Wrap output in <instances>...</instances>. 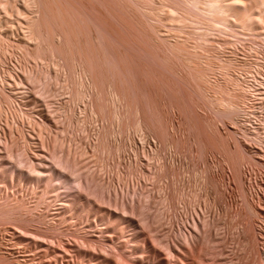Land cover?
I'll return each mask as SVG.
<instances>
[{
  "label": "rangeland",
  "instance_id": "374dc122",
  "mask_svg": "<svg viewBox=\"0 0 264 264\" xmlns=\"http://www.w3.org/2000/svg\"><path fill=\"white\" fill-rule=\"evenodd\" d=\"M187 1L0 0V207L27 217L0 211V264H264V22L236 6L212 31ZM231 82L233 119L215 103ZM26 142L88 189L34 188ZM51 149L83 170L59 172Z\"/></svg>",
  "mask_w": 264,
  "mask_h": 264
},
{
  "label": "bare ground",
  "instance_id": "6f19581e",
  "mask_svg": "<svg viewBox=\"0 0 264 264\" xmlns=\"http://www.w3.org/2000/svg\"><path fill=\"white\" fill-rule=\"evenodd\" d=\"M56 1V0H55ZM248 0H191V2L193 3V4H191V5H193L195 8H197V9H199V10H201V12L202 13H204L206 16H208V18L210 19L211 18V20H212V23H211V25L209 26V30H212V31H214V30H218V31H222L223 32V30H225L226 28L228 29V27H232L231 26V22H230V19L231 18H229V16H231V15H229V14H231L232 13V16L233 15H235V8H236V6H243V11L245 10V14L247 13V18L250 20V22L249 21H247V23L244 25V26H246V27H248V28H253L255 25V23L258 21V22H261V23H263L264 22V0H257V2L256 1H254V0H252L253 2H255L254 4H257V5H255V7L254 8H256V6H257V8H258V11H259V13L258 14H256V12H250V10L252 9V7L254 6H251V5H247V2ZM249 1H251V0H249ZM187 2H190L189 0L187 1ZM190 2V3H191ZM42 3V2H41ZM251 3V2H250ZM42 5V4H41ZM250 6H251V9H250ZM198 10V11H199ZM254 11H257V9L256 10H254ZM55 12H56V10H54V13H53V16L55 17V18H57V19H59L60 18V15H59V17L57 16L56 17V15L57 14H59V12L57 13V14H55ZM244 13V12H243ZM38 16V15H37ZM42 17V16H41ZM41 17H39V19H38V21L40 22L39 24H41L42 25V23H43V25H44V22H42L43 20H41ZM53 17V18H54ZM207 18V19H208ZM43 19V18H42ZM56 19V20H57ZM208 19V20H209ZM232 19H233V17H232ZM55 22V21H54ZM58 22V21H57ZM249 22V23H248ZM36 23V22H35ZM56 23V22H55ZM260 23V24H261ZM37 24V23H36ZM71 25H72V23H70ZM235 25V24H234ZM34 26H35V24H34ZM45 26H46V24H45ZM29 27V26H28ZM43 27V26H42ZM36 28H37V26H36ZM41 28V27H40ZM42 29V28H41ZM46 29V28H45ZM37 30V29H36ZM35 30V31H36ZM40 30V29H39ZM207 30V29H206ZM42 31V30H41ZM45 32H46V30H45ZM48 32V31H47ZM68 32V31H67ZM65 33H66V31H65ZM71 33H73V32H71ZM208 33V32H207ZM216 33V32H215ZM41 34H42V32H41ZM69 34V33H68ZM68 34H67V36H68ZM205 34V33H204ZM40 35V34H39ZM66 35V34H65ZM207 35V34H206ZM212 35V34H211ZM69 36H71V34L69 35ZM42 37L44 38L45 36H43L42 35ZM41 37V38H42ZM49 37V36H48ZM72 38H73V36H72ZM203 38V37H202ZM202 38H201V40H202ZM207 38V37H206ZM39 39V38H38ZM45 39V38H44ZM70 39V38H69ZM45 40H48V39H45ZM70 40H72V39H70ZM205 40V39H204ZM204 40H203V42H204ZM210 40V39H209ZM42 41V40H41ZM40 41V42H41ZM228 41V40H227ZM37 43H38V41H36ZM200 42V41H199ZM198 42V43H199ZM55 43V42H54ZM71 43V42H70ZM202 43V42H201ZM201 43H199L198 45H201ZM205 44V43H204ZM177 45V44H176ZM52 46V45H51ZM180 47V46H179ZM207 47V46H206ZM39 48V47H38ZM68 48H69V45H68ZM175 48H178V47H176L175 46ZM181 48V47H180ZM180 48H178V49H180ZM182 48H185L186 49V47H182ZM182 48H181V51H182ZM54 49H55V46H54ZM57 49V48H56ZM184 49V50H185ZM199 49H200V46H199ZM201 49H205L204 47L202 48L201 47ZM39 50V49H38ZM60 50L61 49H59V52H60ZM72 50H73V48H72ZM72 50H70V51H72ZM187 50V52H193V51H191L190 49L188 50V49H186ZM206 50V49H205ZM206 51H210V50H206ZM55 52H56V50H55ZM58 52V51H57ZM186 52V51H185ZM190 53H188V55H187V57H189V54ZM194 53H196V51L194 52ZM193 53V54H194ZM208 53V52H207ZM63 54H65V53H63ZM178 54V53H177ZM187 54V53H186ZM214 54V53H213ZM182 55H184V53L182 54ZM200 55H201V52H200ZM212 55V54H211ZM190 56H192V54H190ZM195 55H193V57H194ZM210 56V55H209ZM218 56V55H217ZM112 57V56H111ZM201 57V56H200ZM211 57V56H210ZM209 57V58H210ZM214 57V56H213ZM85 58H87V57H84V59ZM197 58V57H196ZM217 58H219V57H217ZM227 58H228V56H227ZM115 59V58H114ZM204 59V58H203ZM211 59H215V57L214 58H211ZM233 59V58H232ZM235 59V58H234ZM236 59H238V58H236ZM89 60V59H88ZM110 60H111V58H110ZM117 60V59H116ZM191 60V59H190ZM210 60V59H209ZM229 59H227V61H228ZM231 60V59H230ZM229 60V61H230ZM118 61V60H117ZM199 61V60H198ZM219 61V60H218ZM220 61H221V58H220ZM231 61H233V60H231ZM86 62V61H85ZM115 62V61H114ZM188 62V61H187ZM196 62V61H195ZM87 63V62H86ZM89 64H90V62H88ZM117 63V62H116ZM116 63H114V64H116ZM197 63V62H196ZM210 64H212V63H210ZM197 65V64H196ZM204 65V64H203ZM202 65V66H203ZM208 65V64H207ZM88 66V65H87ZM116 66H118V64L116 65ZM212 66V65H211ZM202 68V67H201ZM204 69V68H203ZM88 70V69H87ZM90 70V69H89ZM215 70V69H214ZM57 71V70H56ZM84 71H85V69H84ZM195 71H199V69L198 70H195ZM200 71H201V69H200ZM199 71V72H200ZM202 71H204V70H202ZM50 73H51V71H50ZM49 72H47V74H45V77H46V81L48 82V79L49 80H51L50 78L52 77L51 76V74H50ZM95 73H97V72H95ZM201 73V72H200ZM205 73V72H204ZM196 74V73H195ZM202 74V73H201ZM91 75V74H90ZM94 75V74H93ZM92 75V76H93ZM203 75H205V74H203ZM90 77V76H89ZM83 78V77H82ZM19 79H21V77H19ZM53 79V78H52ZM93 79V78H92ZM54 80V79H53ZM96 79L94 78V80H93V84H92V88H95V95H97L96 97H98L99 95H100V91H98V89H97V85H96V81H95ZM201 81V80H200ZM211 81V80H210ZM3 82V81H2ZM218 82V81H217ZM21 83H23V81H21ZM216 84V87L218 88H221V89H219V90H221V93H222V97H221V99H218V100H216L215 101V103L216 104H218V106H217V108L219 109L218 111H220L221 113H222V111H223V114L225 113V114H231V113H233L234 111H238V109H239V106L236 104V102L233 100V98L235 99V97L239 94V92H240V89H239V87L238 86H236V82H231V83H228L224 88H222V85L220 84H217V83H215ZM93 85H95L94 87H93ZM114 85V84H113ZM112 85V86H113ZM213 85V84H212ZM97 86V87H96ZM101 87V86H100ZM115 87V86H114ZM113 87V88H114ZM111 88V87H110ZM116 88H117V86L114 88V93H113V89H112V92L110 91V93H113V94H115V98L113 99L112 97V101H113V104L114 103H116L117 104V102L119 101V100H121V98H122V96H121V94H120V96H119V93H120V91L119 90H116ZM264 88V87H263ZM262 88V89H263ZM118 89V88H117ZM94 89H92L91 91H93ZM264 90V89H263ZM263 90H262V92H263ZM23 91H25V89H23ZM119 91V93H117L116 94V92H118ZM238 91V92H237ZM5 92V91H4ZM94 92V91H93ZM1 94V93H0ZM6 94V93H5ZM112 94V95H113ZM240 94H241V92H240ZM2 95V94H1ZM92 95V94H91ZM6 96H7V94H6ZM9 97V96H8ZM96 97H94L93 98V105H92V108H93V112L94 113H101L103 110L102 109H104L103 108V106H101L102 104H97V103H94V99L96 98ZM99 98V97H98ZM103 98V97H102ZM9 100V99H8ZM127 100V99H126ZM98 101V100H97ZM96 102V101H95ZM100 102H102L101 100H100ZM105 102V101H104ZM127 102H129V101H126V103ZM125 103V102H124ZM130 103V102H129ZM128 103V104H129ZM213 103V102H212ZM116 104H115V109H114V120L115 121H117L119 124H122L123 122H124V120H125V118H126V113L128 112V109L126 108V110L124 109L125 108V106H129V105H125L124 106V108L121 110L118 106H116ZM120 104V103H119ZM240 104V103H239ZM215 105V104H214ZM132 106V105H131ZM2 107V106H1ZM130 107V106H129ZM133 108V107H132ZM242 108V107H241ZM102 110V111H101ZM112 110V109H111ZM101 111V112H100ZM130 111V110H129ZM239 111H240V109H239ZM238 111V112H239ZM0 112H1V110H0ZM236 112H234V113H236ZM107 113V112H106ZM105 113V114H106ZM233 113V114H234ZM233 114H231L232 115V119H233ZM100 116L102 115L103 116V113L102 114H99ZM230 115V116H231ZM235 115V114H234ZM235 117V116H234ZM144 119V118H143ZM104 120V119H103ZM41 121H43V119H41ZM138 122H141V121H138ZM117 123V124H118ZM118 124V125H119ZM140 124V123H139ZM15 125H17V123H15ZM123 125V124H122ZM121 126V125H120ZM138 126V125H137ZM7 131V130H6ZM12 131V130H11ZM118 132V131H117ZM6 135V134H5ZM9 135H10V137H11V133H9ZM6 138V137H5ZM104 138V137H103ZM5 141V140H4ZM6 141H7V139H6ZM5 141V142H6ZM103 140H101L100 142H101V144L103 143L102 142ZM10 141L8 140V143L7 144H5V146L7 145L8 146V144H10L9 143ZM12 143V145H14V143L13 142H11ZM31 143H33V141H31ZM100 144V143H99ZM29 146V147H28ZM18 147V146H17ZM93 147H95V145H93ZM7 148V147H6ZM10 148H11V146H10ZM12 148L14 149V147L12 146ZM11 148V149H12ZM56 148V147H55ZM19 149H20V152H18V154H19V159H20V161L18 160V164H19V167H20V170L23 172L24 171V169H22L21 167H22V164L25 162V164L27 163V166H28V170H29V172L31 173V176H32V179L34 180V188H36L38 191H44V189L46 188V186H47V184H45V183H48L47 181H49L50 182V180L52 181V184L54 185L53 186V188H61V187H64V188H62V189H64V190H61L62 192H70L71 190H70V188H72L73 187V185L72 184H74L73 183V181L75 180V183L77 184H75L74 186H78V191H83V189H84V186L87 184V182L88 181H90L91 179H88V176H86L87 177V179H86V177L84 178L83 176H81V174L80 173H78L79 171V169H80V167L82 166V165H78V163L77 162H74V163H72L68 158H67V152H66V154H65V152L64 153H62V154H59V152H57V151H54V150H56V149H51L52 150V156L50 157V160H53L54 161V163L57 165V167H59L58 168V170H59V172H61L62 173V170L64 169H68V166H66L67 164H69V161L72 163V164H77V168L76 169H78L77 170V174H80V177L78 176V175H76V173L74 174V172H76V170H73L72 169V171H70L71 173L73 172V174H74V176L76 175V176H78V177H76V179L74 178V177H72L71 175V177L72 178H74V179H72L73 181L71 182L72 184H68L67 182H69V181H65V180H67V178H63L64 176H56V177H53L54 175L52 174L53 172H52V170H50L49 168L48 169H46V167L44 166V164H45V162H43V160H46V158H44V156L45 157H47V155H45V153H41V154H39V153H37V154H34L35 153V151L33 150H31L32 152H33V154L36 156V159H38V161H36L34 158H31V153H30V151H29V149H31V147H30V145H28L27 144V142L25 143V145L24 146H19ZM18 149V150H19ZM16 150V149H15ZM57 150H59V149H57ZM63 150V149H62ZM64 151V150H63ZM14 153H15V151H13ZM13 153V154H14ZM8 155L10 156V155H12V152H11V154H9L8 153ZM8 156V157H9ZM14 156V155H13ZM18 156V155H17ZM72 159H74V158H72ZM69 160V161H68ZM9 161V160H8ZM76 161V160H75ZM80 163V162H79ZM81 163H83L82 161H81ZM54 164V165H55ZM71 164V165H72ZM75 164V165H76ZM1 165V164H0ZM70 165V164H69ZM75 165H72L71 167H69V168H74L75 167ZM84 165V164H83ZM78 166H80V167H78ZM5 168H7L6 167V164H5V166H4ZM3 167V168H4ZM83 168H84V166H82ZM26 168V167H25ZM55 168V167H54ZM53 168V169H54ZM46 169V170H45ZM66 169V170H67ZM75 169V168H74ZM3 170V169H2ZM6 170V169H5ZM81 170V169H80ZM83 170V169H82ZM81 170V171H82ZM25 173V172H24ZM28 173V172H27ZM29 173V174H30ZM58 175V174H57ZM83 175H85V174H83ZM81 177H83V178H81ZM69 178V177H68ZM26 179V178H25ZM30 179V178H29ZM32 182V181H31ZM85 183V184H84ZM89 183V182H88ZM49 184V183H48ZM87 186H88V184H87ZM87 186H85V188L86 189H88L87 188ZM32 187H33V185H32ZM58 189H56V190H58ZM80 189V190H79ZM46 190V189H45ZM51 190V189H50ZM70 190V191H69ZM73 192V191H72ZM74 192H76V191H74ZM40 193V192H39ZM82 193V192H81ZM46 193H44L43 195H45ZM42 195V196H43ZM72 196V195H71ZM74 196V195H73ZM102 197V196H101ZM104 197H106V198H108L106 195L104 196ZM102 199V198H101ZM59 200H61L62 202H59L60 204L59 205H61V208H64V209H68V207H69V203H67L68 201L67 200H65V198L63 199V198H59ZM5 201H6V199H5ZM10 201V200H9ZM7 202V201H6ZM12 202V201H11ZM19 202V201H18ZM69 202H71V201H69ZM76 202V201H75ZM81 202V201H80ZM16 203V202H15ZM22 205V204H21ZM58 205V206H59ZM25 206V205H24ZM23 206V207H24ZM77 206V205H76ZM2 207V208H1ZM0 208V211H1V214H2V212L4 213V214H2V215H5V214H7V216L8 217H10V219L11 218H13V219H16V220H18V221H23L24 222V220H25V218H27V217H23V214H22V212L19 210V207H18V210H17V207L15 206V205H13L12 203H4L3 204V206H1ZM23 207H22V209H23ZM20 208H21V206H20ZM26 208V207H25ZM29 208V207H28ZM58 209V208H57ZM4 210V211H3ZM59 210V209H58ZM61 210V209H60ZM27 211V210H26ZM29 211H30V209H29ZM63 212V211H62ZM65 212V211H64ZM28 213V212H27ZM58 213V212H57ZM1 215V216H2ZM25 215V214H24ZM27 215V214H26ZM31 215V214H30ZM4 217H6V216H4ZM28 218H29V216H28ZM28 220V219H27ZM62 222V221H61ZM60 222V223H61ZM51 224V223H50ZM107 231V230H106ZM107 233V232H106ZM21 234H23V233H21ZM18 235H20V233H18ZM18 235H16V236H18ZM108 235V234H107ZM23 236H26V235H23ZM20 236H18V238H19ZM31 237V236H30ZM24 238V237H23ZM28 238V237H27ZM40 239V238H39ZM21 240V239H20ZM23 240V239H22ZM29 240V239H28ZM33 240H35V239H33ZM41 240H43V239H41ZM25 241V240H24ZM36 241H39V240H36ZM36 241H34V242H36ZM40 242H42V241H40ZM37 244V243H36ZM41 244V243H40ZM37 246V245H36ZM38 248V247H37ZM41 249H42V246H41ZM38 250H40V249H38ZM34 253V252H33ZM41 254V252L39 253V255ZM47 254V253H46ZM45 254V255H46ZM62 254V253H61ZM29 255V254H28ZM34 255V254H33ZM42 255V254H41ZM58 255V254H57ZM3 256H4V254H3ZM11 256H13L12 254H11ZM43 257V256H42ZM3 259V258H2ZM5 259V258H4ZM3 259V260H4ZM7 259V258H6ZM5 259V260H6ZM41 263V262H40Z\"/></svg>",
  "mask_w": 264,
  "mask_h": 264
}]
</instances>
